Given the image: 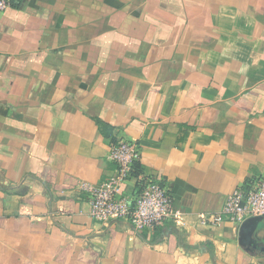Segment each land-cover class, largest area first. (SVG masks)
<instances>
[{
	"label": "crops",
	"instance_id": "crops-1",
	"mask_svg": "<svg viewBox=\"0 0 264 264\" xmlns=\"http://www.w3.org/2000/svg\"><path fill=\"white\" fill-rule=\"evenodd\" d=\"M101 122L103 126L100 125ZM135 141L174 213L100 223L78 192ZM264 179V0H19L0 12V264H264V216L202 222Z\"/></svg>",
	"mask_w": 264,
	"mask_h": 264
},
{
	"label": "built area",
	"instance_id": "built-area-1",
	"mask_svg": "<svg viewBox=\"0 0 264 264\" xmlns=\"http://www.w3.org/2000/svg\"><path fill=\"white\" fill-rule=\"evenodd\" d=\"M19 0H0V12ZM140 148L135 141L116 139L110 143L109 159L115 169L101 183L80 181L78 192L87 195L92 218L100 223L128 221L135 230L162 225L174 213L173 197L167 185L153 177L141 178L134 196L125 195L124 184L135 175ZM264 216V179L248 189L236 188L218 213L204 215L202 222L218 225L223 220L241 223L249 217Z\"/></svg>",
	"mask_w": 264,
	"mask_h": 264
},
{
	"label": "trees",
	"instance_id": "trees-1",
	"mask_svg": "<svg viewBox=\"0 0 264 264\" xmlns=\"http://www.w3.org/2000/svg\"><path fill=\"white\" fill-rule=\"evenodd\" d=\"M101 126H103V124L101 122H99ZM137 165V164H136ZM135 175H136V170H135Z\"/></svg>",
	"mask_w": 264,
	"mask_h": 264
}]
</instances>
